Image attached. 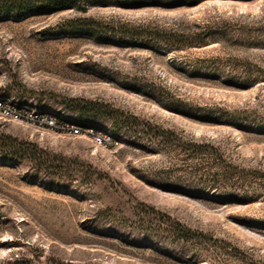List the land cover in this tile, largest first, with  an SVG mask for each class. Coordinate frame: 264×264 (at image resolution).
Instances as JSON below:
<instances>
[{
    "label": "rangeland",
    "instance_id": "374dc122",
    "mask_svg": "<svg viewBox=\"0 0 264 264\" xmlns=\"http://www.w3.org/2000/svg\"><path fill=\"white\" fill-rule=\"evenodd\" d=\"M116 1L0 17V264H264V0Z\"/></svg>",
    "mask_w": 264,
    "mask_h": 264
},
{
    "label": "trees",
    "instance_id": "16d2710c",
    "mask_svg": "<svg viewBox=\"0 0 264 264\" xmlns=\"http://www.w3.org/2000/svg\"><path fill=\"white\" fill-rule=\"evenodd\" d=\"M135 1V0H119L116 2ZM108 0H0V17H21L26 13L36 12L38 10H60L73 8L81 12H86L91 5H98L106 3ZM69 29L77 31H85L100 34H113L119 35L124 38L134 39H164L165 34L163 31H158L149 26H137L131 28L129 25L122 24L115 26L105 24L101 21L89 17H78L72 22ZM174 35V34H173ZM168 42L175 41L180 43L181 38H169ZM17 264V263H13ZM19 264H30L28 262Z\"/></svg>",
    "mask_w": 264,
    "mask_h": 264
},
{
    "label": "built area",
    "instance_id": "2783aa9c",
    "mask_svg": "<svg viewBox=\"0 0 264 264\" xmlns=\"http://www.w3.org/2000/svg\"><path fill=\"white\" fill-rule=\"evenodd\" d=\"M0 118L7 120L12 119L18 122L26 123H39L45 125L50 129L58 128V120L50 114H45L34 110L28 106L16 105L5 98H0ZM70 132L73 134L81 135L87 134L92 137L96 145H108L117 143L118 140L111 134L96 130L95 128L83 127L79 124H68ZM5 223L4 217L0 214V229ZM1 241V235H0Z\"/></svg>",
    "mask_w": 264,
    "mask_h": 264
}]
</instances>
